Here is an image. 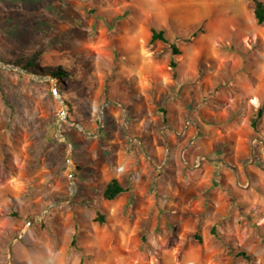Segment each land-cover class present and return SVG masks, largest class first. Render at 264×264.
I'll return each instance as SVG.
<instances>
[{"label": "rangeland", "instance_id": "374dc122", "mask_svg": "<svg viewBox=\"0 0 264 264\" xmlns=\"http://www.w3.org/2000/svg\"><path fill=\"white\" fill-rule=\"evenodd\" d=\"M253 1L0 0V264H264ZM112 178L129 191L105 201Z\"/></svg>", "mask_w": 264, "mask_h": 264}, {"label": "trees", "instance_id": "16d2710c", "mask_svg": "<svg viewBox=\"0 0 264 264\" xmlns=\"http://www.w3.org/2000/svg\"><path fill=\"white\" fill-rule=\"evenodd\" d=\"M253 3H254V8H253L254 17L256 19L257 24L261 25L264 23V2L261 0H254ZM155 42H162L166 44L169 51L171 52V59L169 61V67H170V70L172 71L173 79L176 80L177 61L175 59V56L180 54L179 48L177 47L176 43L170 40V38L165 34V31L163 30H159V31L152 30L151 31L149 43L154 44ZM33 67H35V64L30 60V61H26V63L22 66V69L30 70ZM45 68H49V66H46ZM49 70H51L50 74L53 77L58 78L59 81H63V77L65 73L64 71H62V67L60 65H57L53 67V69H49ZM62 99L65 101L67 100L64 96L62 97ZM260 114L261 112L257 114L258 118L260 117ZM255 124H256V120H253L252 127H255ZM128 191H129V188L122 186L121 183L116 178H112L107 182L103 190V193H102V198L105 201H112L116 199L118 196H120L121 194L126 193ZM95 221L103 223L104 216L98 212L95 218ZM195 237L198 240L200 239L199 236H195ZM238 255L245 258L246 260L249 259V256L245 252H239Z\"/></svg>", "mask_w": 264, "mask_h": 264}, {"label": "clouds", "instance_id": "9594fccd", "mask_svg": "<svg viewBox=\"0 0 264 264\" xmlns=\"http://www.w3.org/2000/svg\"><path fill=\"white\" fill-rule=\"evenodd\" d=\"M28 242L30 244L39 243L40 241L38 240V235L30 234L28 238ZM150 242L154 243V241H150ZM41 246L43 247V245ZM90 247L91 246H88V247L83 248L82 250H77L74 253H70L68 257L70 264H89L88 257L91 255V252L89 250ZM23 250H24L23 247H21L20 251L22 252ZM149 255H153V254H149ZM60 264H65V262L61 261ZM145 264H155V260L154 259L150 261L146 260ZM174 264H181V261H175Z\"/></svg>", "mask_w": 264, "mask_h": 264}, {"label": "water", "instance_id": "95a60500", "mask_svg": "<svg viewBox=\"0 0 264 264\" xmlns=\"http://www.w3.org/2000/svg\"><path fill=\"white\" fill-rule=\"evenodd\" d=\"M63 105H64V103H63ZM63 113H64V110L61 111V115L65 116ZM75 125H78V124H75ZM55 128H56V134H57V132L60 133V128H59V126H58L57 124H56ZM64 142H65L66 144H68L70 147H72L71 142H70L68 139H64ZM69 160H70V155H68V157H67V162H68ZM71 176H72V175H69V178H71ZM72 193H73V189L71 190V195H72ZM71 195H69V196H67V197H65V198H63V199H61L60 201L55 202L52 206L57 205V204H59V203H61V202H66V201H68V200L70 199ZM32 221H33V219H32V218H29L28 221H27V224L30 225ZM16 239H18V237H16ZM11 247H12V244H10V246H9L10 256H11ZM11 263H12V260H11V258H10V264H11Z\"/></svg>", "mask_w": 264, "mask_h": 264}, {"label": "bare ground", "instance_id": "6f19581e", "mask_svg": "<svg viewBox=\"0 0 264 264\" xmlns=\"http://www.w3.org/2000/svg\"><path fill=\"white\" fill-rule=\"evenodd\" d=\"M52 82H53V85H54V88L56 89V86L58 85V80H56V79H53V80H51ZM55 92V94H56V98L58 99V100H60L61 101V97L58 95V93H56V91H54ZM63 105V104H62ZM65 116H63V115H61V113H60V115L57 117V121H56V124L58 125V126H60V122L61 121H63V120H65V118H66V114H67V109L65 108V112L63 113ZM67 120V119H66ZM57 139L58 140H61V141H64V137L62 136V134H61V132L59 133V132H57ZM69 162V164H70V161H68ZM70 167H71V164H70ZM73 189V191H74V188H72Z\"/></svg>", "mask_w": 264, "mask_h": 264}]
</instances>
